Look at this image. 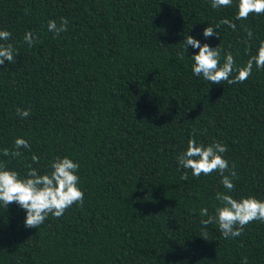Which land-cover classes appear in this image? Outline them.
<instances>
[{
  "label": "trees",
  "instance_id": "trees-1",
  "mask_svg": "<svg viewBox=\"0 0 264 264\" xmlns=\"http://www.w3.org/2000/svg\"><path fill=\"white\" fill-rule=\"evenodd\" d=\"M237 3L0 0V29L19 50L0 66V149L14 150L17 137L30 145L0 161L23 175L70 156L84 191L82 205L39 228L24 227L15 202L0 206V264H264V222L229 239L203 225L200 209L214 214L221 176L193 177L176 159L190 138L222 142L237 174L231 195L264 199V69L211 85L192 75L198 50L181 43L189 34L220 44L222 60L231 52L245 64L264 41V14L237 20ZM63 18L66 32L48 31ZM209 25L220 37L205 41Z\"/></svg>",
  "mask_w": 264,
  "mask_h": 264
},
{
  "label": "clouds",
  "instance_id": "clouds-1",
  "mask_svg": "<svg viewBox=\"0 0 264 264\" xmlns=\"http://www.w3.org/2000/svg\"><path fill=\"white\" fill-rule=\"evenodd\" d=\"M233 2L234 0H211V6L220 9L231 7ZM236 7L237 20L247 19L250 14H264V0H238ZM68 23L67 18H63L59 25L56 21L50 20L47 28L49 32L59 36L61 32L68 30ZM223 23L234 30L236 28V25L227 19ZM202 36L205 41L213 36L220 37L216 28L210 25L203 30ZM252 36V31L248 30L247 37L251 39ZM11 38L10 31L0 29V66H3L5 61L8 64L15 63L19 55V50L10 42ZM34 39L31 31L24 35V41L29 45L34 43ZM181 43L187 53L189 47L198 50L188 58L192 62V75L210 82L211 85L214 83L223 85L222 82L242 83L252 75L254 68L264 69V41L259 42L255 54L250 55L247 62L240 66L231 52L225 53L223 60L221 59L220 44L212 47L209 43L189 34ZM16 111L22 118L30 116L28 109L17 108ZM14 144L15 148L12 151L7 148L0 149V156L16 158L22 155L20 151L22 148L30 147L23 137H17ZM227 150V145L219 141L204 144L197 138H190L186 148L176 158L178 165L182 169L191 170L193 177L208 176L214 171L221 176L220 183L224 191L216 193L214 214L209 215V209L204 207L200 209V216L207 217L201 220L203 225H218L225 239L240 236L244 227L253 221L264 222V199L252 195L239 198L231 195L236 187L234 180L237 174L234 167L230 168L229 161L224 156ZM32 161L38 163L39 157L33 155ZM79 169V162L70 156L55 157L43 172L29 165L23 175L0 161V206L8 208L15 202L25 212L24 227L39 228L50 215L60 218L74 204H83L84 191L81 187ZM243 264H247L246 258Z\"/></svg>",
  "mask_w": 264,
  "mask_h": 264
}]
</instances>
